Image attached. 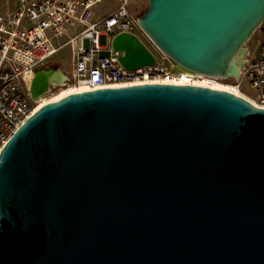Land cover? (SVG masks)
I'll use <instances>...</instances> for the list:
<instances>
[{
    "label": "water",
    "instance_id": "95a60500",
    "mask_svg": "<svg viewBox=\"0 0 264 264\" xmlns=\"http://www.w3.org/2000/svg\"><path fill=\"white\" fill-rule=\"evenodd\" d=\"M139 22L181 70L238 77L264 0H150ZM112 46L156 64L135 34ZM65 79L38 69L32 97ZM0 264H264V108L168 83L44 104L0 152Z\"/></svg>",
    "mask_w": 264,
    "mask_h": 264
},
{
    "label": "built area",
    "instance_id": "2783aa9c",
    "mask_svg": "<svg viewBox=\"0 0 264 264\" xmlns=\"http://www.w3.org/2000/svg\"><path fill=\"white\" fill-rule=\"evenodd\" d=\"M103 1L20 0L16 8L0 14V152L40 105L65 90L78 93L146 83L195 85L196 81H207L238 90L247 85L252 100L264 108V37L258 40L261 48L257 53L247 52L238 77L184 71L143 30L135 0H116V8L95 21V8ZM123 32L137 35L147 45L156 57L154 66L129 70L122 65L123 52L115 50L112 43ZM103 35L108 38L107 45L101 44ZM66 45L72 54L71 73L65 74L61 84L52 81L47 93L34 99L31 86L36 71L50 65Z\"/></svg>",
    "mask_w": 264,
    "mask_h": 264
},
{
    "label": "rangeland",
    "instance_id": "374dc122",
    "mask_svg": "<svg viewBox=\"0 0 264 264\" xmlns=\"http://www.w3.org/2000/svg\"><path fill=\"white\" fill-rule=\"evenodd\" d=\"M150 0H135V10L136 12L141 16L144 11L148 8ZM117 6L116 0H105L101 4H99L95 8L94 12V20H99L105 15L110 14ZM264 25H261L254 33L252 39L245 44L244 49L246 52H248L251 55H254L259 51L261 46L258 45V40L262 39L264 37ZM62 41V40H61ZM101 44L107 45L108 38L107 36L103 35L101 36ZM247 53V55H248ZM104 54H107V52H104ZM246 55V56H247ZM71 49L70 46L66 45L65 47L61 48L60 51L53 57L51 60L50 66H60L63 73L66 75H69L72 70V61H71ZM245 56V57H246ZM245 59V58H244ZM168 64H171V61L167 62ZM241 92L246 95V97L253 99L251 94L252 90L245 85L244 88H242ZM55 98V96H53Z\"/></svg>",
    "mask_w": 264,
    "mask_h": 264
},
{
    "label": "bare ground",
    "instance_id": "6f19581e",
    "mask_svg": "<svg viewBox=\"0 0 264 264\" xmlns=\"http://www.w3.org/2000/svg\"><path fill=\"white\" fill-rule=\"evenodd\" d=\"M61 77V72L60 71H54L52 73V78L53 79H59ZM195 85H200V86H210L212 88H215V89H219V90H225V91H229V92H233L239 96H243L245 98H247L248 100L252 101L253 103H255L253 100H251L250 98L246 97V95H244L241 90H238L236 89L235 87L231 86V85H228V84H224V83H216V84H210L209 82L207 81H204V82H201V81H196L195 82ZM77 91H72V90H65L64 92H62L60 95L56 96L53 101H57V100H60L61 98L67 96V95H70V94H73ZM45 103H43L42 105L39 106V108L41 106H43ZM38 108V109H39ZM37 109V110H38Z\"/></svg>",
    "mask_w": 264,
    "mask_h": 264
},
{
    "label": "crops",
    "instance_id": "0c3cea01",
    "mask_svg": "<svg viewBox=\"0 0 264 264\" xmlns=\"http://www.w3.org/2000/svg\"><path fill=\"white\" fill-rule=\"evenodd\" d=\"M20 0H0V14H6L17 7Z\"/></svg>",
    "mask_w": 264,
    "mask_h": 264
}]
</instances>
